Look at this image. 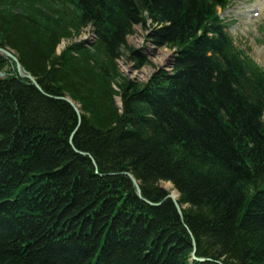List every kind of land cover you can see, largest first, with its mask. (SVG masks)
Here are the masks:
<instances>
[{"label":"trees","instance_id":"16d2710c","mask_svg":"<svg viewBox=\"0 0 264 264\" xmlns=\"http://www.w3.org/2000/svg\"><path fill=\"white\" fill-rule=\"evenodd\" d=\"M222 5L0 0V48L41 89L14 72L0 80V264H190L192 239L210 261L264 264V70L241 57L218 70L206 58L231 41ZM149 21L158 46L202 36L173 59V75L115 84L125 35ZM87 27L95 43L55 54Z\"/></svg>","mask_w":264,"mask_h":264},{"label":"rangeland","instance_id":"374dc122","mask_svg":"<svg viewBox=\"0 0 264 264\" xmlns=\"http://www.w3.org/2000/svg\"><path fill=\"white\" fill-rule=\"evenodd\" d=\"M228 1L230 3L228 8L225 12H220V15L222 14V20L227 27L226 31L230 33L237 47L249 48L251 57L255 59L254 62L264 69V0ZM133 29V34L127 37V43L131 48L137 50L136 52L139 54L140 63L129 61L127 58L128 55H126L127 52H125L126 49L123 50L122 56L116 61L119 78L115 81V84L125 79H133L143 84L158 69L169 73L170 63L173 57H175L172 55L173 49H156L147 43L145 41L146 31H142L140 26H134ZM91 32L92 28L87 27L79 35L62 40L56 53L59 54L67 46L87 43V35ZM117 100L118 98L116 97V103L118 102ZM74 104L75 106L77 105L76 103ZM116 106L120 109L119 105L116 104ZM158 185L169 192L168 195H172V191H175L169 182H159ZM172 196L177 200L178 194ZM179 208L180 210L185 209V206H179Z\"/></svg>","mask_w":264,"mask_h":264},{"label":"bare ground","instance_id":"6f19581e","mask_svg":"<svg viewBox=\"0 0 264 264\" xmlns=\"http://www.w3.org/2000/svg\"><path fill=\"white\" fill-rule=\"evenodd\" d=\"M75 1V0H74ZM147 24V27L144 25V27H142V26H140V29L142 30V31H146V36H145V41L147 42V43H149V44H151L152 46H153V48H156V49H161V48H168V49H173V53H172V55L173 56H175V57H173V59L175 60L176 58H178V57H182V55L183 54H185L186 56L188 55L187 54V52H189V51H192V50H194L195 49V45H196V43L198 42V41H200L199 40V38L202 36V31H199L198 32V34L194 37V35H192L190 38H188V40L187 39H183V38H181L180 40H179V42L178 41H174L173 43H170V42H166V43H164L163 45H160V46H158V45H156V43L154 42V40L151 38V36H150V34H151V30H153L154 28H156V25H153L152 23H151V21H149V22H147L146 23ZM225 24V23H224ZM223 23H222V28H224L225 27V25H224ZM150 25H152L151 27H150ZM94 31V29H92V32L91 33H89L88 35H87V39H86V44L88 45V46H90V45H92L93 43H95L96 42V39H97V35H96V33L95 32H93ZM133 32H134V30H133ZM133 32H132V34H133ZM106 36V35H105ZM128 36H130V35H128ZM127 35H125V38H124V41H125V46H126V51L125 52H127L126 53V55H128L127 56V58H128V60L129 61H132L133 63H135V60H133L132 58H134V59H137L136 57H134V53H136V54H138L136 51L137 50H134L133 48H131V46H129L128 45V43H127V37H128ZM61 43V42H60ZM59 45L60 44H58V46L56 47V50H57V48L59 47ZM217 47H215V48H211V49H205V53H207L206 54V58H210V59H212V61H214L216 64H217V69L218 70H221V64H220V62H226V65H229V62H230V59L231 58H238V57H241V59H243L244 61H246V62H249L250 60L254 63V64H256L255 62H254V58L253 57H251V54L249 53V48H246V47H237L236 45H235V43H234V41H230V43H228V44H225V43H223V44H221L217 49H216ZM1 49V48H0ZM65 47L62 49V51L59 53V54H61L62 52H64L65 51ZM125 49H123V50H125ZM144 49V48H143ZM216 49V50H215ZM1 50H5V51H8V50H6V49H1ZM122 50V51H123ZM215 50V51H214ZM175 51V52H174ZM8 52H10V51H8ZM10 53H12V52H10ZM13 54V53H12ZM55 54H57L56 52H55ZM59 54H57V55H59ZM120 54H121V52H120ZM1 55V54H0ZM14 55V54H13ZM2 57H4L3 55H1ZM15 57H16V55H14ZM130 56L132 57V58H130ZM137 56H139V54L137 55ZM121 57V56H120ZM6 60H8V63H9V65H10V71L7 73L6 71H1L0 70V73L1 74H3L4 76H5V78H7V77H12L14 74H16L15 75V78H20V79H23V80H27V79H24V78H22L21 76H20V74L17 72V70H16V63L13 61H11L12 63H10V60L9 59H7L6 57H4ZM139 58V57H138ZM16 59H17V62H18V64H19V66L21 67V69H23L22 68V65H21V63H20V61L18 60V58L16 57ZM118 59H119V57L115 60V62L116 61H118ZM174 60H172V62L170 63V75H173V73L174 72H172L173 70V62H174ZM261 70H263L261 67H259ZM24 70V69H23ZM245 72L247 71V67H245L244 69H243ZM25 71V70H24ZM159 71H161V69H158V70H155V72L150 76V78L145 82V83H143V84H148L149 83V81L151 80V78L157 73V72H159ZM13 72H14V74H13ZM249 72H251L252 73V71H249ZM25 73L26 74H29V73H27L26 71H25ZM13 74V75H12ZM215 74H216V72L212 69V75L215 77ZM253 74V73H252ZM30 75V74H29ZM237 78V80L239 81V83H241L240 85H243V87H245L246 89H250L251 87V85L252 84H250V83H252V82H249V81H247L246 82V80H247V78H240V77H244V76H242V75H237L236 76ZM245 77H247V75L245 76ZM4 77H3V79H5ZM28 82H30V84L32 85V86H34V84L31 82V81H29V80H27ZM34 81H35V79H34ZM130 81H133V82H135V83H137V84H142V83H139V82H137V81H135V80H133V79H130ZM35 83L37 84V82L35 81ZM256 85H259L260 84V81H256V82H254ZM142 84V85H143ZM37 86L39 87V85L37 84ZM35 87V86H34ZM112 87H113V89L114 90H116V87H117V85H112ZM36 88V87H35ZM40 88V87H39ZM38 89V88H37ZM40 91H41V89H40ZM116 98V97H115ZM118 98V102L116 103L115 102V104H117V105H119L120 106V108H121V99H120V97H117ZM60 100H63V99H69V100H71L68 96H65V97H60L59 98ZM64 101V100H63ZM72 101V100H71ZM119 103V104H118ZM73 109V108H72ZM76 109H77V111H79V113L78 114H76L77 115V117H78V122H80V112H81V110H80V107L78 106V105H76ZM74 110V109H73ZM75 112V111H74ZM76 113V112H75ZM264 139V138H263ZM172 195H174V196H176L177 194H176V191H172ZM180 212H181V210H180ZM192 250H191V259H190V264H206L207 262H210V264H221V263H218V262H215V261H210L209 259H207V258H205V257H199V256H197V246H196V243H195V241H194V239H192V248H191Z\"/></svg>","mask_w":264,"mask_h":264},{"label":"water","instance_id":"95a60500","mask_svg":"<svg viewBox=\"0 0 264 264\" xmlns=\"http://www.w3.org/2000/svg\"><path fill=\"white\" fill-rule=\"evenodd\" d=\"M0 54L3 55L4 57H6L7 59H9V60H10V63H12V62L14 61V62L16 63V70H17V72L20 74V76H21L22 78H24V79H27V80L31 81V82L34 84V86H35L36 88H38V90H40V88H39V87L37 86V84L35 83L34 78H33L31 75L26 74L25 71H24L23 69H21V67L19 66V64H18V62H17L16 57H15L12 53L0 49ZM11 61H12V62H11ZM3 77L5 78V76H4L3 74L0 73V80L3 79ZM63 100H64L65 102H67V103H68V104L74 109V111L76 112V114L79 113V111H77V109H76L75 104H74L71 100H69V99H63ZM126 175H127L128 178L131 180V182H132V184H133V186H134V188H135L136 196H137L139 199L142 200V198H141V194H140V189H139V186H138V183L135 181V179H134L131 175H129V174H126ZM167 198L170 199V200L174 203L177 212L179 213V215H181L180 208H179V206L177 205L175 198H174L172 195H169Z\"/></svg>","mask_w":264,"mask_h":264}]
</instances>
